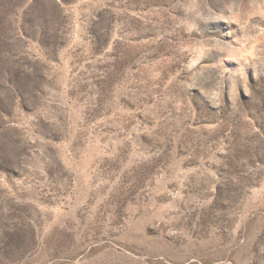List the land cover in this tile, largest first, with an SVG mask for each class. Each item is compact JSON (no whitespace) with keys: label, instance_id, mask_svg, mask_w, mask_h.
<instances>
[{"label":"rangeland","instance_id":"rangeland-1","mask_svg":"<svg viewBox=\"0 0 264 264\" xmlns=\"http://www.w3.org/2000/svg\"><path fill=\"white\" fill-rule=\"evenodd\" d=\"M0 264H264V0H0Z\"/></svg>","mask_w":264,"mask_h":264}]
</instances>
